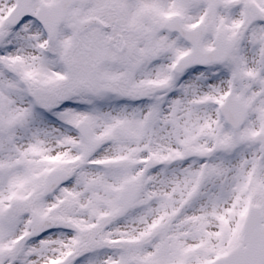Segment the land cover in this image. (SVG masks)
I'll list each match as a JSON object with an SVG mask.
<instances>
[{"label":"snow or ice","instance_id":"1","mask_svg":"<svg viewBox=\"0 0 264 264\" xmlns=\"http://www.w3.org/2000/svg\"><path fill=\"white\" fill-rule=\"evenodd\" d=\"M0 264H264V0H0Z\"/></svg>","mask_w":264,"mask_h":264}]
</instances>
